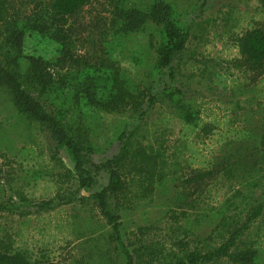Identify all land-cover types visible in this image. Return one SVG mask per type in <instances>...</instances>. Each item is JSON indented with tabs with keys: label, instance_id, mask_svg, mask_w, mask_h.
I'll use <instances>...</instances> for the list:
<instances>
[{
	"label": "rangeland",
	"instance_id": "374dc122",
	"mask_svg": "<svg viewBox=\"0 0 264 264\" xmlns=\"http://www.w3.org/2000/svg\"><path fill=\"white\" fill-rule=\"evenodd\" d=\"M132 1L139 5L149 2ZM170 1L182 14L179 18L182 25L189 26L185 49L175 63L173 83L185 91L186 97L197 101L202 119L223 113L250 116V107L251 111H256L254 107L260 97L258 89L264 90V85L258 86L264 74L243 73L233 68L232 62L237 57L234 42L247 29L264 25V0ZM111 7L109 0H93L79 13L76 20L86 28L81 31L85 43V46L80 44L81 47H89L98 38V27H102L103 20L109 17ZM156 30L148 24L144 30L123 37L110 48L109 55L123 76L136 84L142 81L143 90L151 92L157 86L144 79V72L151 67L153 56L147 41L149 35L157 41ZM57 51L58 45L48 37L26 33L22 42V69L30 58L52 62ZM141 60L142 65L139 64ZM217 74L227 78V89L213 84ZM43 75L44 72L38 71L37 81L32 76L23 79H26L27 87L35 89V95L48 110L66 111L70 128L90 150L82 152L80 160L82 169L94 180L89 188L79 189L76 163L71 153L64 147L57 148L48 131L20 115L9 94L0 91V235L8 234L16 246L28 248L39 258L44 255L43 260L48 263L126 264L124 254L115 257L117 252L108 245L111 228L93 206L91 195L107 182V174L98 168L100 161L119 151L117 138L120 132L131 131L139 123V137L132 138L135 146L141 145L151 154L155 179L159 170L169 175L163 182L164 187L160 183L150 186L152 193L146 190L147 183L143 190L138 184L127 182L130 193L125 199H119L117 207L124 246L132 251L139 245H152L166 253L177 239H182L187 248H206L219 243L224 228L220 217L210 211L216 203L207 200L208 192L198 195L196 187L183 184L182 180L191 176V170L187 167L188 157L176 151L181 144L178 131L166 127L163 120L159 122L172 112L171 103L157 104L139 122L136 107H146V102L143 97L134 102L135 93L125 106L103 112L89 106L81 95L76 97V81L71 79L68 71H53L50 77ZM87 77L95 81V88L103 82L96 72L79 74V80ZM47 82L48 87H45ZM42 90L45 91L40 96ZM21 149H25L22 154ZM138 177L135 176V180ZM215 187L220 188L218 182ZM260 189L254 190L255 195L254 191L251 193V203L259 196ZM210 190L209 195L215 188ZM175 194H186V197L178 200ZM69 197L76 200L64 204ZM79 197L85 200H79ZM61 199L65 201L59 204ZM216 199L221 200L220 196ZM49 200H53L50 208L41 206ZM108 202L112 206L116 204L113 198ZM234 205L226 213L229 217L239 218L243 204L237 199ZM263 225L264 217L254 223L255 228ZM254 233L253 229L247 241L254 240ZM172 250L177 251L175 247Z\"/></svg>",
	"mask_w": 264,
	"mask_h": 264
},
{
	"label": "trees",
	"instance_id": "16d2710c",
	"mask_svg": "<svg viewBox=\"0 0 264 264\" xmlns=\"http://www.w3.org/2000/svg\"><path fill=\"white\" fill-rule=\"evenodd\" d=\"M92 1L0 0V91L9 94L20 115L48 131L57 148L64 147L71 153L76 163L79 189L89 188L94 180L82 169L80 160L81 153L90 150L70 128L65 118L66 111L59 108L48 110L35 95V89L26 86L24 77L32 76L37 81L38 71L49 77L53 71H68L71 79L76 81V97L81 95L89 106L103 112L125 106L135 93L137 98L134 102L139 97L145 98L146 102V107H136L139 122L157 104L164 101L171 103L172 112L164 115L159 122L163 120L166 127L178 131L181 144L176 151L188 157L187 167L191 170V176L185 177L183 184L196 187L198 195L208 192L207 200L216 203L210 211L220 217L224 235L219 243L206 248H187L182 239H177L172 245V249L175 247L177 251L171 249L165 253L152 245H139L132 251L126 249L120 236L117 207L119 199H125L130 193L127 182L142 188L147 183L146 190L152 193L151 187L155 183L164 187L163 182L169 175L159 170L155 179L151 154L141 145L135 146L132 138L139 137L138 123L131 131L119 133V151L98 165L107 174V182L99 191L92 193L91 199L111 228L107 236L108 245L117 252L115 257L119 253L124 254L126 264H264V225L254 227V223L264 217V181H260L264 178V90L258 89L260 97L254 107L256 111H251L250 107L248 117L223 113L218 117L212 115L209 119H202L197 101L186 97L185 91L173 83L175 63L189 38V26L182 25L179 20L182 14L175 5L170 0H149L142 5L132 0H109L113 7L109 17L103 20V26L98 27V38L89 47H81L80 44L84 43L82 32L86 28L76 19ZM148 24L155 27L158 33L157 41L149 35L147 47L153 50V56L151 67L144 72V79L157 86L154 92L143 90L142 81L136 84L123 76L109 56L114 44L131 33L144 30ZM30 32L55 42L58 45L57 56L52 62L30 58L22 69V42L25 34ZM234 45L237 50V57L232 62L234 69L254 75L264 74V25L247 29L235 39ZM139 64L142 65V60ZM88 71L98 73L103 79L97 88L95 81L89 77L79 80V74ZM216 76L213 84L227 89V78ZM260 85H264V77L260 79ZM44 91L39 92L40 96ZM24 151L21 149L20 154ZM135 176L139 177L135 180ZM217 182L220 188L215 187ZM211 187L215 191L209 195ZM258 188H261L259 196L251 203V193ZM229 192L231 194L227 196ZM218 196L221 200L216 199ZM185 197L186 194H175L178 200ZM109 198L116 200L114 206L108 202ZM81 199L85 200L79 197ZM237 199L243 204L242 215L239 218L229 217L226 212L235 207L234 200ZM75 200V197H69L66 201L61 199L59 204ZM52 204L53 200H49L41 206L50 208ZM253 229L254 240L247 241ZM245 233L246 237L242 240ZM43 259L44 255L39 258L28 248L16 246L8 234L0 235V264H53Z\"/></svg>",
	"mask_w": 264,
	"mask_h": 264
}]
</instances>
